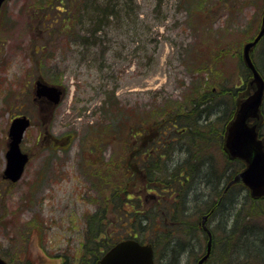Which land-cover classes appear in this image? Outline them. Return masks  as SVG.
Returning a JSON list of instances; mask_svg holds the SVG:
<instances>
[{
    "label": "rangeland",
    "instance_id": "obj_1",
    "mask_svg": "<svg viewBox=\"0 0 264 264\" xmlns=\"http://www.w3.org/2000/svg\"><path fill=\"white\" fill-rule=\"evenodd\" d=\"M49 1L7 0L0 11V255L10 264H63L66 258L79 263L85 216L96 210L92 199L104 192L109 197L107 186L127 154L124 136L99 143L95 152L92 135L87 137L92 124L104 122L109 95L130 110L128 116L134 109V117L146 122L165 107L189 109L206 82L218 97L222 85L247 88L253 74L246 71L243 49L259 33L264 14V0H73L76 27L50 38L41 23L62 19L69 3L58 1V11ZM107 5L115 12L85 46L84 36ZM251 56L264 77V37ZM205 62L211 64L202 67ZM38 80L65 91L55 109L43 112L35 103ZM225 111L219 106L216 116ZM19 116L31 120L22 143L30 161L22 179L10 184L3 172L9 129ZM53 144L59 147L54 156ZM105 180L111 183L104 187ZM229 184L225 192L236 183ZM246 196L237 188L228 195L243 204V223L262 228L264 214H251L264 210V200ZM210 227L220 242L207 264H264L263 244L238 255V244L250 238L247 230L237 241L212 221ZM206 243L200 233L182 264H196ZM21 248L25 254L19 256Z\"/></svg>",
    "mask_w": 264,
    "mask_h": 264
},
{
    "label": "trees",
    "instance_id": "obj_2",
    "mask_svg": "<svg viewBox=\"0 0 264 264\" xmlns=\"http://www.w3.org/2000/svg\"><path fill=\"white\" fill-rule=\"evenodd\" d=\"M58 1L50 0L48 5L51 9H61ZM72 1L67 0L68 8H62L65 9L62 19L55 17L48 20L51 23L46 24L47 21L43 25L42 19L45 21L47 15L41 18L40 23L50 38L56 32L62 34L76 27L74 9H70ZM61 3H65V0H61ZM114 10L112 5H107L104 10L98 11L102 17L93 23L95 27L84 36L85 46L89 43L87 41L97 37L101 24H105ZM60 20L62 25L53 28ZM210 64L205 62L202 67ZM230 87L222 85L216 91H222V95L228 97L224 100L206 82L203 92L190 101L189 109L165 107V111H159L157 117L146 122L140 121L144 118L134 117V109L128 116L130 110L114 95L113 99L111 95L107 97L103 108L104 122L89 127L87 137L92 135L89 143L94 145L91 148L95 152L99 143L105 144L114 141L115 137L124 136L127 154L122 163L117 164L119 176L113 175L112 183L106 180L101 182L104 187L111 183V186H107L111 188L109 197L104 192V196L92 199L96 210L85 216V241L78 264H97L104 252L116 242L131 238L151 244L155 249L157 264L161 261L165 264H182L187 253L174 258L177 251L183 250L181 243H188L193 251L200 233L207 240L201 224L205 215L209 218V224L214 222L218 226L216 228L224 231L228 238L237 236L240 240L245 230L250 238L264 236L252 233L264 232V225L260 228L257 222L243 223V204L241 201L238 203L240 199L231 202L228 197L237 188L249 200L247 188L239 182L225 192L228 184L246 167L242 161L231 160L223 150L226 128L235 116L238 99L244 95L242 91L246 90L236 91ZM219 106H225L226 111L216 116ZM262 111L264 114V106ZM144 126H147L145 130ZM263 128L264 122L260 127L261 137H264ZM51 146L49 150L54 156L59 147L55 144ZM32 225L34 223L29 224ZM210 230L215 248L220 242L217 239L218 231L213 227ZM40 242H43L42 237ZM23 254L21 248L18 255ZM70 264H74V260Z\"/></svg>",
    "mask_w": 264,
    "mask_h": 264
},
{
    "label": "water",
    "instance_id": "obj_3",
    "mask_svg": "<svg viewBox=\"0 0 264 264\" xmlns=\"http://www.w3.org/2000/svg\"><path fill=\"white\" fill-rule=\"evenodd\" d=\"M6 0H0V10ZM264 37V14L260 31L254 40L244 45V61L251 70L253 79V93L238 104L234 119L227 127L224 151L231 160H240L246 168L229 184L242 182L249 190L253 200L264 199V140L259 136L261 109L264 101V79L251 60V53ZM65 91L58 86L44 81L36 82L35 94L37 98H47L53 105H58L64 97ZM31 120L26 116L13 119L9 129V144L6 153L7 164L3 178L11 183H17L23 177L29 162V155L22 150V142ZM207 216L203 217L202 227L208 234L207 251L198 264H205L211 255L213 239L212 233L206 225ZM154 249L152 245L141 244L135 239H128L115 244L99 260L98 264H153ZM0 264H7L0 257Z\"/></svg>",
    "mask_w": 264,
    "mask_h": 264
},
{
    "label": "bare ground",
    "instance_id": "obj_4",
    "mask_svg": "<svg viewBox=\"0 0 264 264\" xmlns=\"http://www.w3.org/2000/svg\"><path fill=\"white\" fill-rule=\"evenodd\" d=\"M251 60H252V63L254 64V66H256V63H254V61H253V59H252V56H251ZM253 85H251L250 83L247 85V88H246V90H244V91H242L243 93H241V94H244L243 96H241V99L242 100H244L245 99V95L247 94V95H250V94H252L253 93ZM236 114V113H235ZM235 117V116H234ZM261 121H262V123L264 122V114H263V111H262V109H261ZM226 134H227V130H226V132H225V137H226ZM224 143H225V138H224V142H223V150H224ZM262 214H264V210L263 211H254V214H251V216L252 217H257V216H260V215H262ZM249 230L251 231V227H249ZM258 230V229H257ZM263 231H253L252 233L254 234V235H259V234H261V235H264V232L262 233ZM252 234V235H253ZM121 241H124V239H122V240H120V241H118V242H116L115 244H117V243H119V242H121ZM228 241H230V240H228ZM237 241H239V239L237 238ZM261 242H262V244L264 245V236H262V237H255V236H252V238H246L245 240H244V242H242V243H240V244H238V246H237V248L239 249V250H237V253H238V255L239 256H241V255H243V256H245V254L243 253V250L247 247V246H250V245H253V244H255V243H258V244H261ZM114 244V245H115ZM257 245V244H256ZM181 246L183 247V250H182V252H180V251H177L176 252V255H175V257L174 258H176V259H178V258H180V257H182L183 255H185L186 253L187 254H189L192 250H191V246L188 244V243H181ZM201 248H202V245H201ZM213 251H214V248H213V250H212V253H213ZM235 254V253H234Z\"/></svg>",
    "mask_w": 264,
    "mask_h": 264
},
{
    "label": "flooded vegetation",
    "instance_id": "obj_5",
    "mask_svg": "<svg viewBox=\"0 0 264 264\" xmlns=\"http://www.w3.org/2000/svg\"><path fill=\"white\" fill-rule=\"evenodd\" d=\"M35 103L40 105L41 111L43 112L47 109L54 108V105L47 98L38 99L35 101ZM90 260L91 258L89 257V261ZM72 261H73L72 259L66 258L63 264H70Z\"/></svg>",
    "mask_w": 264,
    "mask_h": 264
}]
</instances>
